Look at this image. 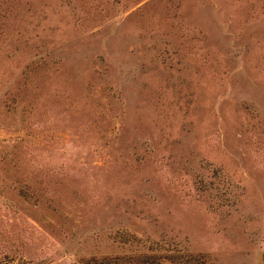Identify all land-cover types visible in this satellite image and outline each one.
Returning a JSON list of instances; mask_svg holds the SVG:
<instances>
[{
  "label": "rangeland",
  "instance_id": "374dc122",
  "mask_svg": "<svg viewBox=\"0 0 264 264\" xmlns=\"http://www.w3.org/2000/svg\"><path fill=\"white\" fill-rule=\"evenodd\" d=\"M152 252L264 264V0H0V264Z\"/></svg>",
  "mask_w": 264,
  "mask_h": 264
},
{
  "label": "trees",
  "instance_id": "16d2710c",
  "mask_svg": "<svg viewBox=\"0 0 264 264\" xmlns=\"http://www.w3.org/2000/svg\"><path fill=\"white\" fill-rule=\"evenodd\" d=\"M192 256V255H190ZM141 260L139 261L140 264H166L165 262H167L168 264L173 263L174 261H170V259L165 258V257H155L154 252H152V256L150 254L148 255H141ZM195 257V256H193Z\"/></svg>",
  "mask_w": 264,
  "mask_h": 264
},
{
  "label": "water",
  "instance_id": "95a60500",
  "mask_svg": "<svg viewBox=\"0 0 264 264\" xmlns=\"http://www.w3.org/2000/svg\"><path fill=\"white\" fill-rule=\"evenodd\" d=\"M262 259L264 260V253L262 254Z\"/></svg>",
  "mask_w": 264,
  "mask_h": 264
}]
</instances>
